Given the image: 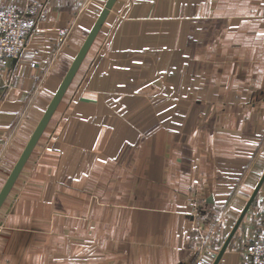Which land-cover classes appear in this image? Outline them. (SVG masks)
Here are the masks:
<instances>
[{
  "label": "crops",
  "instance_id": "obj_1",
  "mask_svg": "<svg viewBox=\"0 0 264 264\" xmlns=\"http://www.w3.org/2000/svg\"><path fill=\"white\" fill-rule=\"evenodd\" d=\"M9 1L22 11L36 1L41 15L28 49L0 69V193L108 2ZM201 8L116 0L30 153L31 196L10 206L12 231L2 237L20 255L38 248L40 234L46 244L66 239L69 256L92 243L95 252L86 261L0 264L215 262L225 241L200 252L190 203L208 207L200 217L223 208L229 235L264 173V24L199 17ZM62 28L70 35L61 47ZM157 78L164 95L172 84L191 94L152 111L135 89L150 91ZM254 201L264 206V183ZM234 237L218 264H242Z\"/></svg>",
  "mask_w": 264,
  "mask_h": 264
},
{
  "label": "rangeland",
  "instance_id": "obj_2",
  "mask_svg": "<svg viewBox=\"0 0 264 264\" xmlns=\"http://www.w3.org/2000/svg\"><path fill=\"white\" fill-rule=\"evenodd\" d=\"M202 3V8L200 9L199 17H215V15H219L221 17H234V18H252L262 20V24H264V0H199ZM243 2V3H242ZM209 3L212 5L211 8L207 9L206 6ZM241 3V6L239 4ZM15 5L12 1L9 0H0V6L3 5ZM231 5V6H230ZM17 6V5H15ZM206 8V9H205ZM202 13V14H201ZM216 15V16H217ZM264 28V27H263ZM102 38V37H101ZM101 43V42H100ZM99 43V44H100ZM61 45V44H60ZM63 44L61 45V47ZM100 46V45H99ZM96 49V46L93 47L92 51ZM54 61V59L52 58ZM50 61V59H49ZM51 61V63L53 62ZM173 61V59L171 60ZM174 65L172 64V67ZM157 79H152L150 82V91H148L147 87H144L142 84H139L136 89L135 93L138 94H146L151 98V109L152 111L159 110L163 108L164 110L173 109L174 106H170L173 102V98L178 96L189 97L191 92H176V88L174 84H172L171 88H168L166 94L164 95L162 92H159L158 87L156 86ZM191 97V96H190ZM160 98H166L168 102L167 105H162L159 103ZM162 100V99H160ZM164 103V102H163ZM162 105V106H161ZM185 108V107H183ZM190 108V107H187ZM32 166L30 161H27L23 170L21 171L14 187L12 188L8 200L6 201L5 206L3 207L2 212L0 213V261H86L89 258V255L95 252L96 243H92V248L88 251H82L79 254L78 248H74L71 250L70 256L68 255V250L66 249L67 241L64 240L65 243L61 240L56 244H46L48 239L50 238L49 235L40 234L38 248L34 247V250H30V248L25 251L23 254H19L18 251L10 249V244L7 243L4 247V243L2 237L8 235V231H12L9 228V222H11L9 208L11 205H15L16 201H19L22 198L30 197V186L28 185L29 182V169ZM27 170V171H26ZM26 173V174H25ZM192 207V214L196 217V223L194 230L197 232L199 245H200V252H203V255L209 253L213 248L219 249L223 242L225 241L229 231L233 224L227 226L228 219L225 215H223V208H215L206 210L207 216L200 217V213L204 211V208L207 206L205 203H190ZM208 209V207L206 208ZM221 214L220 216H218ZM35 219H29V222H34ZM42 221V219H39ZM236 220V219H234ZM233 220V221H234ZM40 221V222H41ZM58 225L62 226L64 219L59 218L57 219ZM8 222V223H7ZM46 219H44V225H46ZM264 222V206L263 202L260 204L257 201H254L249 212L244 217L242 222L241 228H239L238 232L236 233L233 242L230 245V250L233 248H241V255H242V264H247L249 261V246L251 242L260 237L262 234V225ZM225 227V228H224ZM91 235L87 233V237ZM71 241H81L84 240V237L79 236L77 234L67 235V238ZM52 240V238H51ZM77 245V244H74ZM67 250V251H66ZM239 250V249H238ZM37 253L38 258H37ZM92 253V254H93ZM203 256H199L198 261H205ZM38 259V260H37Z\"/></svg>",
  "mask_w": 264,
  "mask_h": 264
},
{
  "label": "built area",
  "instance_id": "obj_3",
  "mask_svg": "<svg viewBox=\"0 0 264 264\" xmlns=\"http://www.w3.org/2000/svg\"><path fill=\"white\" fill-rule=\"evenodd\" d=\"M40 15L41 7L36 1L29 4L24 11L12 4L0 6V69L8 59H19L28 49L29 39L36 29ZM58 34L61 45H64L70 35V28L59 29ZM33 52L39 54L41 51ZM198 264L207 263L199 261ZM247 264H264V222L261 236L254 239L249 246Z\"/></svg>",
  "mask_w": 264,
  "mask_h": 264
},
{
  "label": "water",
  "instance_id": "obj_4",
  "mask_svg": "<svg viewBox=\"0 0 264 264\" xmlns=\"http://www.w3.org/2000/svg\"><path fill=\"white\" fill-rule=\"evenodd\" d=\"M116 2V0H108L99 20L97 21L95 27L93 28L91 34L89 35L87 41L85 42V44L83 45L78 57L76 58L75 62L73 63L69 73L67 74L63 84L61 85L57 95L55 96L54 100L52 101L46 115L44 116L42 122L40 123L38 129L36 130V132L34 133L33 137L31 138L27 148L25 149V152L23 153L22 157L20 158L19 162L17 163L16 167L14 168L12 174L10 175L6 185L4 186L3 190L0 193V207L2 205V203L4 202V200L6 199V197L9 195V193L11 192L12 188L14 187L21 171L23 170L26 162L29 159L30 153L37 141V139L39 138L41 132L43 131L44 127L46 126L50 116L52 115L53 111L55 110L57 104L59 103L60 99L62 98L65 90L67 89L69 83L71 82L75 72L77 71L80 63L82 62L84 56L86 55L89 47L91 46L96 34L98 33L100 27L102 26V23L104 22L106 16L108 15L110 9L112 8L113 4ZM264 183V173L257 185V187L255 188L253 194L251 195L249 201L247 202L246 206L244 207L242 213L240 214L239 218L237 219L232 231L230 232V234L228 235L227 239L225 240L223 246L221 247L215 262L213 264H218V262L220 261L221 257L223 256V254L225 253V251L227 250L232 238L234 237L236 231L238 230L240 224L242 223L244 217L246 216V214L248 213V211L250 210L259 190L261 189L262 185Z\"/></svg>",
  "mask_w": 264,
  "mask_h": 264
}]
</instances>
